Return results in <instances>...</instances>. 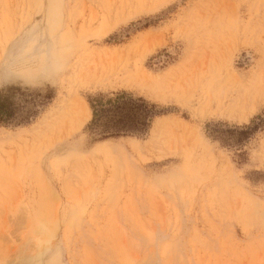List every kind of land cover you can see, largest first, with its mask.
Wrapping results in <instances>:
<instances>
[{"label":"rangeland","instance_id":"374dc122","mask_svg":"<svg viewBox=\"0 0 264 264\" xmlns=\"http://www.w3.org/2000/svg\"><path fill=\"white\" fill-rule=\"evenodd\" d=\"M0 106V264H264V0H0Z\"/></svg>","mask_w":264,"mask_h":264},{"label":"trees","instance_id":"16d2710c","mask_svg":"<svg viewBox=\"0 0 264 264\" xmlns=\"http://www.w3.org/2000/svg\"><path fill=\"white\" fill-rule=\"evenodd\" d=\"M130 103L135 105L143 116L141 125L136 123L135 117L129 112L123 114L125 106ZM89 104L92 111L91 125L96 128L100 126L107 136H124L144 131L148 128L150 118L156 114L154 105L148 104L141 98H130L125 93H118L109 98L95 97L89 100ZM9 113L0 106V117L3 116L1 120L6 119Z\"/></svg>","mask_w":264,"mask_h":264},{"label":"bare ground","instance_id":"6f19581e","mask_svg":"<svg viewBox=\"0 0 264 264\" xmlns=\"http://www.w3.org/2000/svg\"><path fill=\"white\" fill-rule=\"evenodd\" d=\"M218 94V93H217ZM86 110V109H85ZM87 111H88V109H87ZM86 112V111H85ZM87 113V112H86ZM87 116V115H86Z\"/></svg>","mask_w":264,"mask_h":264}]
</instances>
